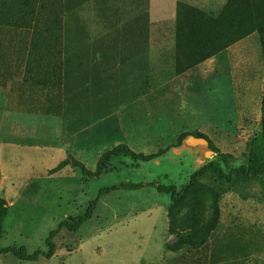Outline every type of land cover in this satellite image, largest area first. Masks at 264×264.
<instances>
[{"label":"rangeland","instance_id":"374dc122","mask_svg":"<svg viewBox=\"0 0 264 264\" xmlns=\"http://www.w3.org/2000/svg\"><path fill=\"white\" fill-rule=\"evenodd\" d=\"M227 1L213 12L182 3L216 17ZM260 1L255 7L263 11ZM156 2L0 0V198L9 208L0 247L45 252L56 233L52 259L8 254L0 264H264V201L253 196L256 187L247 198L204 189L170 211L171 196L149 186L181 188L212 160L225 169L221 154L232 167L246 163L248 143L261 131V36L216 54L202 78L200 70L189 73L192 26L176 29L181 1L175 15ZM135 26L145 38L122 37ZM166 30L176 37L155 34ZM124 41L146 48L150 69L162 48L163 79L151 71L140 86L90 80L91 57L102 60L106 47ZM65 50L72 62L83 53L89 60L77 83L62 79ZM213 81L218 102L209 99ZM196 93L206 99L189 101ZM186 133L199 137L179 147ZM122 145L140 157L168 152L150 162L104 160Z\"/></svg>","mask_w":264,"mask_h":264},{"label":"trees","instance_id":"16d2710c","mask_svg":"<svg viewBox=\"0 0 264 264\" xmlns=\"http://www.w3.org/2000/svg\"><path fill=\"white\" fill-rule=\"evenodd\" d=\"M257 1L228 0L222 11L216 17L212 14L201 12L197 8L187 6L184 3H179L176 29L179 31L184 30L187 26H192L190 27L192 29L190 30L189 36V70L247 38L254 32H258L261 36L262 52L264 55V10L259 11L256 9L255 4ZM262 1L264 0L260 2ZM239 9H241L243 15L237 13ZM185 11L189 13V23L185 22V18L187 19L186 16L184 17ZM249 16L254 20L248 18ZM135 28L136 26L133 29L138 31V27ZM139 30L142 31V29ZM205 44H208V48H206ZM261 112V131L248 143L245 164L232 167L229 164L230 157L221 154L218 158L226 166V170L219 161L212 160L196 170L191 175L188 184L181 188H178L174 184L164 185L156 182L149 184V186L155 188L159 193L171 196L172 205L170 211L183 203L191 194L204 189L209 190L217 197L232 192L240 193L241 196L247 198L248 192L251 193V189L256 187L258 192L252 193L253 196L264 201V95ZM188 136L199 137L198 134L186 133L182 136L178 145L179 147ZM167 152L168 149H165L150 157H140L122 145L108 153L104 160H108L111 157L127 156L132 157L137 162H150L164 156ZM64 165L65 163L57 170ZM35 186L38 189L39 183H36ZM95 207L96 201L92 203L90 212L85 217L86 219L89 218L91 211H94ZM8 211L9 208L6 201L0 198V241L4 234L3 224L8 215ZM80 223L76 227L71 226V229L77 230L81 225ZM67 225V222L63 223V226ZM55 234L52 233L47 239V251L45 252L39 251L34 254H29L25 248L8 247L3 249L0 247V256L11 254L23 262H37L41 256L46 259H52L56 251V244L53 240Z\"/></svg>","mask_w":264,"mask_h":264},{"label":"crops","instance_id":"0c3cea01","mask_svg":"<svg viewBox=\"0 0 264 264\" xmlns=\"http://www.w3.org/2000/svg\"><path fill=\"white\" fill-rule=\"evenodd\" d=\"M184 3H187L189 5H197L200 7H204L209 11H218L223 4H225L226 0H180ZM176 3L177 0H158L155 4L158 6H164L165 9H167L170 13L173 12L175 15L176 13ZM171 6V7H169ZM166 13V10H165ZM173 15V16H174ZM170 18V17H169ZM176 18V17H175ZM164 18H160L159 20H163ZM110 34V33H109ZM155 34H158L160 37H176V32L171 31V30H166V31H155ZM124 38H140L143 37L145 38V31H136L135 33L132 31H127L124 33L122 36ZM159 48V47H158ZM231 48V47H230ZM229 48V49H230ZM156 49V48H155ZM161 49V50H160ZM176 49V48H175ZM159 58H156L155 61V67L153 69H150L149 66L147 67V64H149L148 59L146 57V48L143 45H131L129 41H124L123 45H118L116 47L110 46L106 47L102 52H104L102 60L100 59L101 53H98L97 58L95 61L92 60L91 57V64H94L93 68H90V80H105L104 82L106 83L108 80H111L113 78L118 79L120 83L123 85H137L140 86L143 84V81L146 83L147 80V75L149 76V72L155 71L154 74L157 75V78L159 80L163 79V63H162V58L163 54L165 51L162 50V48H159ZM84 54V53H83ZM82 54L81 57H73L74 62H72L70 59V55H67L66 50L63 51V56H62V61H61V67H60V72H63V78L66 79V76L72 75V78L74 79L73 81L77 83L78 81L81 80V78L86 76L85 72V66L88 65L89 60H87L86 55L84 56ZM114 55H120L121 61L120 63L117 64L116 58ZM214 57V56H213ZM213 57L209 58L208 60L202 62L201 64L195 66L193 71L200 70L199 73L202 78H204V68L207 66V62L212 59ZM70 60V61H69ZM72 65V69H69V67ZM119 65L118 67H115ZM192 71L191 69L189 70ZM148 72V73H147ZM184 74V73H183ZM178 75L175 74L174 78L177 77ZM164 79L163 81H165ZM206 82V81H205ZM234 81L231 80V85H233ZM162 83V82H161ZM207 84V83H206ZM213 90H208V92H212L214 95V98H209L214 100L215 102L219 101V96L220 92L215 89L216 87V81H213ZM197 94V93H196ZM195 94V95H196ZM210 94V93H209ZM206 99V95H199L193 97L192 99H189V101L197 102V103H202L203 100ZM218 108L215 107L214 111L217 110ZM184 148V147H183Z\"/></svg>","mask_w":264,"mask_h":264}]
</instances>
